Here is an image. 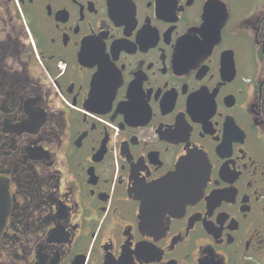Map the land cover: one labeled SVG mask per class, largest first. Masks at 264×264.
<instances>
[{"label":"flooded vegetation","instance_id":"obj_1","mask_svg":"<svg viewBox=\"0 0 264 264\" xmlns=\"http://www.w3.org/2000/svg\"><path fill=\"white\" fill-rule=\"evenodd\" d=\"M0 264H264V0H0Z\"/></svg>","mask_w":264,"mask_h":264},{"label":"water","instance_id":"obj_2","mask_svg":"<svg viewBox=\"0 0 264 264\" xmlns=\"http://www.w3.org/2000/svg\"><path fill=\"white\" fill-rule=\"evenodd\" d=\"M204 162L201 157L197 155H190L182 158L178 164L174 174L156 182L152 185L153 189L172 185L176 191L182 190L181 183L185 182V177L189 174H194L197 168H203Z\"/></svg>","mask_w":264,"mask_h":264}]
</instances>
